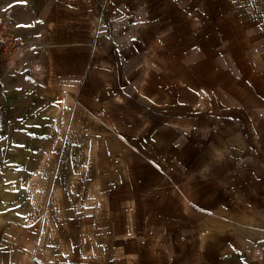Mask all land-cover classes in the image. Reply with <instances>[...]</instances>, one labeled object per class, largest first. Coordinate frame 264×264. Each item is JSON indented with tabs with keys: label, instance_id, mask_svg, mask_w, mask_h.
Masks as SVG:
<instances>
[{
	"label": "rangeland",
	"instance_id": "rangeland-1",
	"mask_svg": "<svg viewBox=\"0 0 264 264\" xmlns=\"http://www.w3.org/2000/svg\"><path fill=\"white\" fill-rule=\"evenodd\" d=\"M87 8L86 23L65 24L69 46L56 62L66 73L57 76L89 78L93 114L115 123L125 144L122 165L115 168V147L97 152V116L68 115L79 92L64 106L34 73L33 59L55 72L46 31L29 39L13 21L24 44L18 57H0V264H21L26 242V264H115V220L128 216L115 213L128 203L115 174L129 172L128 155L141 203L166 187L174 195L183 167H196L215 189L229 183L233 202L263 180L264 0H103ZM101 98L115 108L95 107Z\"/></svg>",
	"mask_w": 264,
	"mask_h": 264
},
{
	"label": "crops",
	"instance_id": "crops-1",
	"mask_svg": "<svg viewBox=\"0 0 264 264\" xmlns=\"http://www.w3.org/2000/svg\"><path fill=\"white\" fill-rule=\"evenodd\" d=\"M102 2L103 0H0V14L9 15L15 22L16 29L22 30L26 38L35 39L38 33L46 31L47 44H53L51 50H54L55 72L42 70L40 65L34 64L38 59H33L31 67L34 73L48 85L51 92L59 95L64 106L71 105L74 92H79V106L70 109L68 115L77 113L78 116H97V152L104 149L101 147L105 143L108 148L115 147L117 169V166L122 165L119 150L125 144L115 129V123H109V120L98 113L93 114L95 111L87 100L92 87L88 84L89 78L72 80L68 76H57L59 69H63L60 74L66 73V67L57 64L61 61L56 62V58L61 60L56 53L59 54V50L63 51L65 46H69L67 38L71 37L70 26L66 27L65 24L68 21L86 23L89 20L87 6ZM75 5L80 7L75 8ZM86 28L87 25H83V29ZM85 68L81 63L76 70L79 72ZM95 85H100L99 77ZM99 89L96 93L102 91L104 94L105 88ZM134 96L135 94L133 98ZM105 100L106 98H101L102 104L95 107L115 108L116 100L115 103H104ZM125 107L133 108V103L125 104ZM112 142L113 146L108 145H112ZM97 157L101 159L97 161L98 166L102 165L104 152L97 154ZM130 159L128 155L129 172L115 174L119 191L128 198V203L115 205V213H128L124 219L126 221L115 220V264H264V163H256L262 167L258 168L263 180L251 183L245 189L240 188L238 202L232 200L229 183L225 182L222 188L215 189L212 183L199 176L196 167H183L176 176V187L171 188V192L175 190L174 195L166 194V187V190H160L159 199L156 197L141 203L140 196L135 191V166ZM125 186L126 190H120ZM153 196L155 195H150V198ZM31 245L29 242L23 244L21 264H26V258L32 254Z\"/></svg>",
	"mask_w": 264,
	"mask_h": 264
},
{
	"label": "built area",
	"instance_id": "built-area-1",
	"mask_svg": "<svg viewBox=\"0 0 264 264\" xmlns=\"http://www.w3.org/2000/svg\"><path fill=\"white\" fill-rule=\"evenodd\" d=\"M12 25L11 17H0V57H18L22 53L20 49H23L24 41L20 40Z\"/></svg>",
	"mask_w": 264,
	"mask_h": 264
}]
</instances>
